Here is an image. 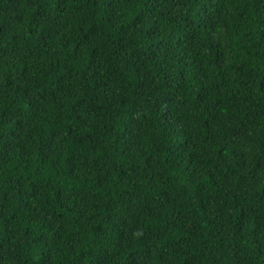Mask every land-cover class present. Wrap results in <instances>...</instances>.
Masks as SVG:
<instances>
[{
	"label": "trees",
	"instance_id": "obj_1",
	"mask_svg": "<svg viewBox=\"0 0 264 264\" xmlns=\"http://www.w3.org/2000/svg\"><path fill=\"white\" fill-rule=\"evenodd\" d=\"M0 264H264V0H0Z\"/></svg>",
	"mask_w": 264,
	"mask_h": 264
}]
</instances>
